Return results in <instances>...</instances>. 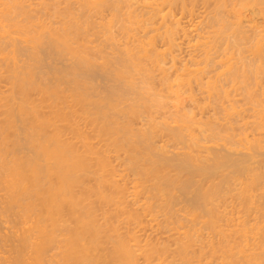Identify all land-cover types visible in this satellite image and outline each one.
<instances>
[{"label": "bare ground", "instance_id": "1", "mask_svg": "<svg viewBox=\"0 0 264 264\" xmlns=\"http://www.w3.org/2000/svg\"><path fill=\"white\" fill-rule=\"evenodd\" d=\"M0 224V264H264V0H0Z\"/></svg>", "mask_w": 264, "mask_h": 264}, {"label": "rangeland", "instance_id": "2", "mask_svg": "<svg viewBox=\"0 0 264 264\" xmlns=\"http://www.w3.org/2000/svg\"><path fill=\"white\" fill-rule=\"evenodd\" d=\"M107 92H108V90H107V91H105L104 93H106V94H107ZM108 95H109L110 97L112 96V95H111V94H109V93H108ZM121 122H122V121H121ZM122 123H124V122H122ZM136 123H137V121H136ZM136 123H134V124H133V126H134L135 128H137V126H136ZM139 123H140V122H139ZM139 123H138V124H139ZM138 124H137V125H138ZM1 226H2V225L0 224V227H1ZM2 227H3V226H2ZM0 229H1V228H0ZM3 231H4V230H3V228H2L1 232H3ZM4 232H6V231H4ZM1 248L3 249V247H2V246H1ZM4 248L6 249L7 247H4ZM7 249H8V248H7ZM0 251H1V249H0ZM4 251H5V250H4ZM4 251L2 250V252H4Z\"/></svg>", "mask_w": 264, "mask_h": 264}]
</instances>
